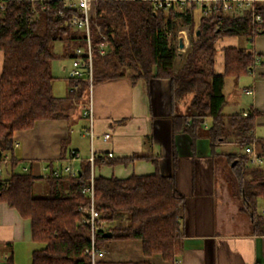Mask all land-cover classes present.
<instances>
[{
    "label": "trees",
    "instance_id": "trees-1",
    "mask_svg": "<svg viewBox=\"0 0 264 264\" xmlns=\"http://www.w3.org/2000/svg\"><path fill=\"white\" fill-rule=\"evenodd\" d=\"M44 5L43 8L41 3L30 0H7L0 6V51L4 54L0 75V164L8 151L6 165L11 166L9 177L0 182V201L31 220L33 241L41 244L32 252L31 264H92L86 252L92 244V231L85 222L90 197L82 192L91 174L89 162L81 163L76 176L43 177L29 169L15 171L20 160L14 155V133L34 127L39 120L69 118V110L90 90V82L81 80L78 90L73 91L74 80L70 78L69 93L65 97L54 94L52 61L58 55L53 44L66 39L74 49L85 44L86 36L70 25L77 9L60 0L46 1ZM255 7L261 21L252 12L236 16L213 11L195 22L196 6L164 9L154 8L150 0H98L90 19L92 40L96 44L104 35L110 46L106 54H94L93 84L124 76L134 81L168 78L174 134H187L194 147L198 128L210 117L208 133L212 146L227 139L243 145L255 140L264 153V140L254 134L256 112L229 116L223 113L227 103L225 78L251 73L261 56L254 50L225 47L224 72L214 69L216 42L220 38L253 39L264 35V7L261 3ZM179 20L189 35V46L184 52L178 48ZM179 55L183 57L182 64L176 69ZM68 56L73 57V51ZM183 103L186 112L178 110ZM136 158H108L96 153L99 166L128 164ZM225 158L231 163L232 181L242 209L255 220L256 230L264 232V216L257 213L259 204L264 205V165L247 166L246 153L226 154ZM172 166L177 167L175 153ZM44 178L53 187L48 195L37 196L34 186ZM94 198L104 222V228L95 233L98 247L104 249L103 244L109 240H138L144 256L159 255L170 264L183 252L180 219L186 198L177 187L175 174L155 172L125 178L98 175ZM107 232L112 236L106 237ZM102 258L96 264H153ZM6 264H14L12 255Z\"/></svg>",
    "mask_w": 264,
    "mask_h": 264
},
{
    "label": "crops",
    "instance_id": "crops-1",
    "mask_svg": "<svg viewBox=\"0 0 264 264\" xmlns=\"http://www.w3.org/2000/svg\"><path fill=\"white\" fill-rule=\"evenodd\" d=\"M201 16L202 12L199 19ZM241 37L224 36L216 42L215 71L224 72L225 47L254 50L261 60L251 73L240 78H225L227 103L223 113L229 116L256 112L254 134L264 140V35L253 39ZM188 46L189 38L185 50ZM53 51L58 55L54 48ZM72 51L73 47L65 42L64 54L69 55ZM182 59L179 55L176 69L181 67ZM3 62L4 54L0 51V75ZM70 68L67 69L68 76ZM89 97L94 112V151L108 155V158L137 157L128 164L98 165L97 176L125 178L131 174L155 172L175 174L177 187L186 199L180 219L184 250L174 264H264V232L256 230L255 220L242 209L233 181H229L223 172L225 155L242 154L243 144L227 139L212 146L208 127L206 133H201L206 121L197 130L194 147L187 134H174L168 78L134 81L130 76H124L107 79L93 84L92 90L77 102L85 105ZM178 110L186 112L185 104H180ZM74 119L69 114L67 119L39 120L30 129L16 131L13 135L14 155L24 162L23 168L43 177L48 173L47 168L68 163L77 162L76 167L80 169L87 157L76 144L71 146ZM86 126L87 122L81 125V137H88L83 131ZM106 133L110 137L104 140L102 136ZM74 153H78L80 159L72 160ZM173 153L177 155L174 169ZM1 176L0 182L8 178ZM41 183L47 185L48 182L45 178L38 180L34 194L37 187L41 188ZM257 213L264 216V208L258 209ZM36 244L32 238L31 220L0 201V264H6L11 255L14 264H21V258L26 260L25 264H31L32 252L41 247ZM103 247L105 255L102 259L105 261L170 264L159 255L144 256L138 240H109Z\"/></svg>",
    "mask_w": 264,
    "mask_h": 264
},
{
    "label": "built area",
    "instance_id": "built-area-1",
    "mask_svg": "<svg viewBox=\"0 0 264 264\" xmlns=\"http://www.w3.org/2000/svg\"><path fill=\"white\" fill-rule=\"evenodd\" d=\"M7 0H0V6ZM34 4L41 3L44 8V3L50 0H30ZM65 6L69 8H75L78 10V14L74 15L70 21V25L74 30L82 31L86 36V42L84 45H77L73 49V59L72 66L70 68L69 76L74 80L72 83V90L77 91L81 80H87L90 82V91L93 86V57L96 51L99 54L104 55L107 53L110 42L104 35L98 43H94L92 40L91 33V23L90 19L93 15L94 8L98 0H60ZM154 8H164L168 9L172 6L179 5L180 7H193L199 6L201 8L202 15H210L213 11H221L225 14H232L236 16H241L245 13L252 12L256 20L261 21V14L256 13V3L263 4L264 0H150ZM99 29V28H98ZM188 40L189 35L187 29L180 30ZM248 113L245 112L244 115ZM82 115L88 119V126L86 127L84 133L90 138L91 149L90 154L87 157V161L90 164V178L89 182L82 187V192L90 197V205L85 209L86 217L85 222L89 223L92 231V244L91 247L86 249L91 256L92 264H96L100 257L105 255V250L98 247L95 244V233L104 228V222L101 218L100 212L95 206L94 198V180L97 171L96 163V152L94 151V139L96 137L94 133V112L92 100L89 99L87 105L85 106ZM104 140L110 137L109 133L104 134ZM245 153L248 155V166H259L264 165V153L260 150L257 141H252L246 144ZM112 156V153H109ZM80 159L78 153L72 155V160ZM8 159H3V164H7ZM0 164V172L2 171ZM27 170V168H24ZM48 173L45 176L59 177L62 175H72L76 176L80 171L79 168L71 166L69 163L63 166H56L54 168H47Z\"/></svg>",
    "mask_w": 264,
    "mask_h": 264
},
{
    "label": "rangeland",
    "instance_id": "rangeland-1",
    "mask_svg": "<svg viewBox=\"0 0 264 264\" xmlns=\"http://www.w3.org/2000/svg\"><path fill=\"white\" fill-rule=\"evenodd\" d=\"M200 13H201V8L199 6H196V8L194 9L195 22H197L199 20ZM182 27H184V26L182 25L181 21L179 20L178 21V30L179 29L180 30L186 29V28H182ZM180 30L178 33H180ZM241 38L246 39L247 37L243 36ZM65 42H66V45L69 44V42L66 39L58 40L53 44L54 50H56V52L58 53V57H56L52 61V66H53L52 73L54 76H56V78L54 79L53 87H54V94L57 97H65L69 91V88L71 89V86H69L70 85V82H69L70 78L68 79L69 76L67 75V73H68L67 69H68V67L72 66V59L73 58L64 54ZM64 65H66L67 68L64 69ZM128 72L131 73L132 71L129 70ZM189 98H191V97H189ZM89 99H90V97H89ZM89 99L87 100V103H88ZM87 103L85 105L81 106V104L79 105L78 102H75V105L69 110V114H70L71 118H75L73 120V121H75V123H73V126H72L74 129L71 132V138L73 141L71 146H73V145L75 146V144H76V146H78L81 149V154L84 157L89 156L90 149H91L90 138L89 137H81V134H80V130L82 128L81 125H84L85 122H87V126H88V120L81 115V113L83 112ZM76 121H77V123H76ZM209 123H210V118L207 117L206 124L201 127L202 128L201 133L207 132V127H208ZM85 129L86 128H84L83 131H85ZM71 146H68V147H71ZM245 146L246 145H243V153H245ZM6 155H8V157H10V153L7 151L2 156V159H7ZM23 163L24 162L21 161L16 166L15 171L24 170ZM70 165L73 167H76V166H78V163L73 162V164L70 163ZM1 166H2L1 167L2 171L0 172V176L2 175L3 177L7 178L9 173L11 172V166L10 165L6 166L5 164H3V162L1 163ZM223 172H224V176L229 181L230 180L232 181L233 178H232V172H231V163H228L227 160H226V164H225ZM41 184H42L41 188H39V187L36 188L35 194L37 196L48 195V193L50 191L49 184L48 183H47V185L45 183H41ZM61 191L63 194L66 193L65 190H61ZM263 208H264V205L259 204L258 209L261 210ZM36 245L41 246L38 244H36ZM20 260L22 261L21 264H25L26 260H24L23 258H21ZM28 264H30V263H28Z\"/></svg>",
    "mask_w": 264,
    "mask_h": 264
},
{
    "label": "water",
    "instance_id": "water-1",
    "mask_svg": "<svg viewBox=\"0 0 264 264\" xmlns=\"http://www.w3.org/2000/svg\"><path fill=\"white\" fill-rule=\"evenodd\" d=\"M199 33V32H198ZM197 33V34H198ZM178 41H179V45H178V48H179V50L180 51H183V50H185V47H186V36L183 34V33H181L180 35H179V38H178ZM2 155V152L0 151V156ZM235 162H233V164H234ZM105 236L106 237H111L112 236V233L111 232H107L106 234H105Z\"/></svg>",
    "mask_w": 264,
    "mask_h": 264
}]
</instances>
